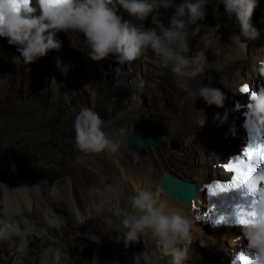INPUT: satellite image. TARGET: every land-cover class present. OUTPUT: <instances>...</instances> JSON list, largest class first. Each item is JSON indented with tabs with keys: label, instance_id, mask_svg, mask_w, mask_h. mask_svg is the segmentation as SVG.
<instances>
[{
	"label": "bare ground",
	"instance_id": "obj_1",
	"mask_svg": "<svg viewBox=\"0 0 264 264\" xmlns=\"http://www.w3.org/2000/svg\"><path fill=\"white\" fill-rule=\"evenodd\" d=\"M172 11L159 9V19L165 26ZM117 15L137 27H155L153 14L141 21L117 5ZM198 24L201 25L195 35H191V31L196 26H189L188 55L203 51L207 59L201 65V71L191 78L175 76L170 67L161 66L159 57L151 49H146L136 61L124 64L121 73L105 80L101 61L89 58L82 43L83 37L74 32L57 33V38L62 41L59 52L52 50L30 65H17L13 62V58L19 56L16 46L0 37V85L5 86L7 82L16 85L12 88L15 92L28 80H33L35 74L44 77L40 71L43 67L49 70V88L51 78L64 84L77 79L92 101L101 90L119 97L120 105H133L134 111L143 107L146 111L158 108L164 113L158 126L159 135L141 152L122 153L121 144L115 153L77 151L72 161L80 175L77 181L70 179L65 185L58 180L52 181L53 168L50 166L36 168L39 170L37 175L22 169L18 178L12 173L2 180L0 228L7 226L8 236L0 239V264H169L170 257L153 239L145 237L126 245L122 236L125 229L118 213L129 206L130 196L145 188L159 191L161 201L166 205L165 211L180 212L193 220L194 239L187 249L184 264H229L226 258L231 250L220 243L231 236L239 240L237 252L245 250L246 241L241 238L242 234L236 235L241 232L240 226L222 224L210 227L196 217L207 209L205 184L214 179L229 178L230 174L222 165L246 142L243 122L245 118L247 121L249 97L239 89L245 84L251 91L257 86L264 87V76L260 74V69L264 68V45L255 54L241 51L240 61L234 59L233 69L226 72L224 68L228 61L219 56L222 53L213 55L208 46L199 44V32L204 22ZM58 59L61 67H68L66 73L56 67ZM208 68L217 73L216 88L227 97L223 108L208 106L201 98L189 95L206 85L204 76ZM149 77L153 81L148 82ZM198 110L206 116L202 129L196 122L202 115ZM225 112L227 119L223 123L214 118L217 113L223 116ZM103 131L109 138L119 139L111 128ZM173 138L179 144L177 149L170 146ZM32 144V140L24 139L19 147ZM121 164L123 166L119 167ZM92 168L103 175V182L97 179L84 182L85 175ZM164 172L194 183L196 193L188 203H181L163 192L160 181L152 175L161 176ZM74 187L80 191L82 200L75 195ZM38 209L49 217L48 222L40 218ZM201 242L205 246H214L216 255L200 254ZM235 254L236 251L230 256L233 258Z\"/></svg>",
	"mask_w": 264,
	"mask_h": 264
},
{
	"label": "clouds",
	"instance_id": "obj_2",
	"mask_svg": "<svg viewBox=\"0 0 264 264\" xmlns=\"http://www.w3.org/2000/svg\"><path fill=\"white\" fill-rule=\"evenodd\" d=\"M211 0H0V37L7 38L8 44L16 46L19 56L13 58L17 65H30L45 57L49 51L59 52L62 41L57 33L74 32L83 37L82 43L93 61H102L110 55L119 65L131 63L140 58L146 49L159 57L162 67H170L177 77H194L201 71V65L207 59L203 51L189 56V26L194 25L191 35L199 31L206 16V5ZM223 5L228 19H235L240 28V36L255 40L259 32L252 26L251 18L257 7V0H216L213 12L217 13ZM117 5L130 16L145 20L150 14L154 28L137 27L117 15ZM174 8L165 26L159 19V9ZM221 24L214 27L219 30ZM239 36V37H240ZM56 67L66 73L68 67ZM120 69L117 68L116 72ZM264 76V68L260 69ZM59 85L51 78V85ZM201 98L208 106L223 108L226 95L218 88L202 85L189 93ZM197 118L202 129L206 116ZM247 123L256 133L264 131V87L253 90L247 105ZM222 123L227 119L219 113L214 117ZM103 121L90 107H82L75 117V145L81 152L107 151L115 153L120 141L109 138L103 131ZM129 206L121 209L123 239L127 245L142 238L153 239L161 251L170 257L169 264H184L187 249L193 243V220L180 212L165 211L158 190L151 188L139 190L129 197ZM84 221H81L83 223ZM7 226L0 228V239L7 238ZM241 238L246 241L244 251L238 255L243 260L246 255L258 258L264 264V203L256 206V222L241 227ZM201 246H204L201 242ZM249 252L253 254L250 256Z\"/></svg>",
	"mask_w": 264,
	"mask_h": 264
},
{
	"label": "rangeland",
	"instance_id": "obj_3",
	"mask_svg": "<svg viewBox=\"0 0 264 264\" xmlns=\"http://www.w3.org/2000/svg\"><path fill=\"white\" fill-rule=\"evenodd\" d=\"M174 3L178 4L175 0ZM215 6L216 0H211L206 5V11H208L205 16L206 19L203 20L204 26L199 32V44L208 46V51L213 55L217 56L222 53L219 56L226 59L227 64L232 65L235 62L234 59L240 61L239 53L241 51L244 54H255L260 46L263 47L264 0H257V7L254 9L251 18L252 26L259 32L255 40L240 36V28L235 19L226 17L222 4L217 13H214L213 8ZM167 10L172 11V8ZM217 23L221 24L218 31L214 29ZM100 64L105 80L115 77L123 70V65H119L115 57H108L102 60ZM116 66H119V73L114 71L112 74H108L106 72V67L112 69ZM224 70L227 72L226 66ZM40 71L44 77L35 74L34 79L28 80L26 85L20 89L17 88V92L12 89L16 88V85L13 86L8 82L5 86L0 85V184L2 180L9 178V174L13 173L18 178L19 171L22 169L24 172L28 171L29 174L37 175L41 166L53 168L51 169V180H58L61 185L67 184L70 179L77 181L80 175L72 161L79 150L75 145L73 125L75 117L82 107H90L99 114L103 121V130L111 128L117 133L122 153L131 152L123 141L122 131L125 129L148 132L154 137V141L159 135L158 126L164 119V113L158 108L146 111L143 107H139L134 111L133 105H120L119 97L116 98L111 92L102 93L101 90L97 91L96 97L92 101L87 97L77 79L69 80L67 84L56 81L59 90H57L58 86L55 83L49 88L47 86L49 70L40 67ZM211 77L213 78L212 81L208 82ZM216 78L217 73L212 68L206 69L204 76L206 85L216 88ZM151 81L153 79L149 77L148 82ZM64 85L65 87H63ZM258 89L257 86L256 90ZM24 139L32 140L33 144L26 148L19 147ZM174 139H172L170 146L172 149H177L179 144ZM238 148L239 146H237ZM121 166L123 165H119V167ZM96 179L98 182H103L104 177L98 170L92 168L85 175L84 182L89 183V181L92 182ZM74 193L82 200V195L77 187H74ZM33 207L35 208V205ZM36 211L38 215L41 214L40 218L44 222H48L49 217L40 209ZM239 234L242 233L238 232L236 235ZM238 242L236 237L232 238L231 236L228 240L221 242L220 246L231 250V255L234 251L239 250ZM200 248L202 250L200 254L208 252V255H216L215 247L212 245L205 246L204 244ZM230 255L227 256V261L232 258Z\"/></svg>",
	"mask_w": 264,
	"mask_h": 264
},
{
	"label": "snow or ice",
	"instance_id": "obj_4",
	"mask_svg": "<svg viewBox=\"0 0 264 264\" xmlns=\"http://www.w3.org/2000/svg\"><path fill=\"white\" fill-rule=\"evenodd\" d=\"M239 91L248 97L252 93L247 84L242 85ZM247 127L250 132H254L250 124ZM257 162H264V142L261 141L248 143L241 155L222 165L225 171L231 174L228 182L217 181L207 186L209 197L231 190H239L244 197L248 198L244 203L237 205L230 216L217 215L213 221L215 225L232 224L243 227L256 222V206L264 203V164L258 165ZM215 212V208H211L209 216L214 215ZM202 218L198 216L197 220ZM238 260L241 264H261L258 258H250L247 255L243 260Z\"/></svg>",
	"mask_w": 264,
	"mask_h": 264
},
{
	"label": "water",
	"instance_id": "obj_5",
	"mask_svg": "<svg viewBox=\"0 0 264 264\" xmlns=\"http://www.w3.org/2000/svg\"><path fill=\"white\" fill-rule=\"evenodd\" d=\"M117 68L119 66L112 69L106 67V72L112 74ZM226 69L231 71L233 65L227 64ZM122 137L127 149L130 151L141 152L145 146L154 142V137L150 133L129 128L122 131ZM152 177L160 181L164 193L175 197L181 203L189 202L196 193L194 183L179 176L164 172L161 176L152 175Z\"/></svg>",
	"mask_w": 264,
	"mask_h": 264
}]
</instances>
